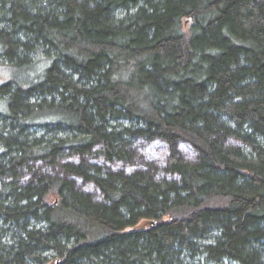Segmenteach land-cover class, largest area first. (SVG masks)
Here are the masks:
<instances>
[{
    "label": "trees",
    "instance_id": "obj_1",
    "mask_svg": "<svg viewBox=\"0 0 264 264\" xmlns=\"http://www.w3.org/2000/svg\"><path fill=\"white\" fill-rule=\"evenodd\" d=\"M0 66V264H264V0H0Z\"/></svg>",
    "mask_w": 264,
    "mask_h": 264
},
{
    "label": "rangeland",
    "instance_id": "obj_2",
    "mask_svg": "<svg viewBox=\"0 0 264 264\" xmlns=\"http://www.w3.org/2000/svg\"><path fill=\"white\" fill-rule=\"evenodd\" d=\"M11 74H15L14 71ZM10 72L6 70L3 66H0V84H3L9 80ZM1 99V98H0ZM8 110L7 103L0 100V113H5ZM146 225H142L141 227H145Z\"/></svg>",
    "mask_w": 264,
    "mask_h": 264
}]
</instances>
